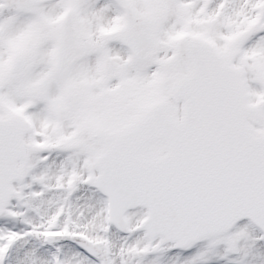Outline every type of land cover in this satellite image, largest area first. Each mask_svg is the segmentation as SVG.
<instances>
[{
    "label": "snow or ice",
    "instance_id": "6c2138e0",
    "mask_svg": "<svg viewBox=\"0 0 264 264\" xmlns=\"http://www.w3.org/2000/svg\"><path fill=\"white\" fill-rule=\"evenodd\" d=\"M0 264H264V0H0Z\"/></svg>",
    "mask_w": 264,
    "mask_h": 264
}]
</instances>
